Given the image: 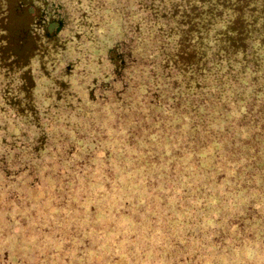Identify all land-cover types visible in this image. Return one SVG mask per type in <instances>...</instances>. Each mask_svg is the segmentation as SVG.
Listing matches in <instances>:
<instances>
[{
  "label": "rangeland",
  "instance_id": "obj_1",
  "mask_svg": "<svg viewBox=\"0 0 264 264\" xmlns=\"http://www.w3.org/2000/svg\"><path fill=\"white\" fill-rule=\"evenodd\" d=\"M215 12L0 0V264H264V17Z\"/></svg>",
  "mask_w": 264,
  "mask_h": 264
},
{
  "label": "trees",
  "instance_id": "obj_2",
  "mask_svg": "<svg viewBox=\"0 0 264 264\" xmlns=\"http://www.w3.org/2000/svg\"><path fill=\"white\" fill-rule=\"evenodd\" d=\"M199 1L200 2L202 1V2H208V3H210L211 6H212V9L214 11H217L214 14H221V12L224 11V9H226V11H241V10H244L245 12L246 11H252V12L256 13L257 16L260 17V18H263L264 17V0H246L245 1V4H243V6L241 7V9H234L232 7V5H229V3L226 2L227 0H199ZM160 8L166 10V4H165V2H162L161 3ZM163 16L165 17L164 19L166 21L169 20L166 17H171L170 15H168L166 13L163 14ZM211 32H213V31H211ZM248 42H249V44H248V47H249L252 44H254L256 42V40L253 39V38H251V39H248ZM118 52L119 53L115 52L116 55H117V58L118 57H121V55H125V56L128 55V52L127 51L125 53H123V51L122 52L121 51H118ZM122 64H123V59L121 60V65ZM251 66H252L253 69L256 68V65L254 63H251ZM260 70H261V73L263 75V73H264V67H260Z\"/></svg>",
  "mask_w": 264,
  "mask_h": 264
}]
</instances>
